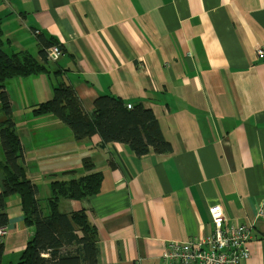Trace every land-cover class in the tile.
Instances as JSON below:
<instances>
[{"label": "crops", "instance_id": "crops-1", "mask_svg": "<svg viewBox=\"0 0 264 264\" xmlns=\"http://www.w3.org/2000/svg\"><path fill=\"white\" fill-rule=\"evenodd\" d=\"M0 27L4 54L45 68L4 84L36 198H49L54 180L102 174L96 196L59 202L63 213L86 210L100 264H168L166 244L208 236L217 205L227 224H253L245 264H264V58L255 55L264 47V0H0ZM37 37L58 44L59 58L44 63ZM60 84L85 113L101 96L140 103L171 152L136 158L96 135L75 141L54 116L33 115ZM5 212L0 264H16L33 229L18 196Z\"/></svg>", "mask_w": 264, "mask_h": 264}, {"label": "trees", "instance_id": "trees-1", "mask_svg": "<svg viewBox=\"0 0 264 264\" xmlns=\"http://www.w3.org/2000/svg\"><path fill=\"white\" fill-rule=\"evenodd\" d=\"M37 38L42 48L39 56L47 63V50L51 47L60 50V46L54 41ZM44 71V66L27 54L6 55L0 50V112L5 117L0 122V226L8 223L6 199L16 195L20 200L23 223L33 229L16 264H100L97 231L86 210L63 213L59 210V202L61 199L82 202L96 196L102 174L95 172L68 181L54 180L50 183L51 196L39 201L36 187L28 180L21 163L22 147L11 119L4 84L13 78H25ZM126 105L118 97L101 96L93 101L91 112L85 113L72 87L60 84L53 89L51 99L37 104L32 113L54 116L70 128L75 141L96 135L101 146L122 144L136 158L150 153L169 154L171 146L164 140L152 112L140 103L129 109ZM82 166L89 171L93 164L89 158H84ZM3 251L0 241V261Z\"/></svg>", "mask_w": 264, "mask_h": 264}, {"label": "built area", "instance_id": "built-area-1", "mask_svg": "<svg viewBox=\"0 0 264 264\" xmlns=\"http://www.w3.org/2000/svg\"><path fill=\"white\" fill-rule=\"evenodd\" d=\"M37 33V32H36ZM61 55L57 47L47 50V59L55 61ZM258 59L264 58V47L255 52ZM126 107L131 108L130 104ZM212 232L203 238L188 242H168L162 258L168 264H245L251 253L253 224H227L228 219L219 205L208 209ZM258 219H264V208L257 212ZM8 233L6 226H0V238Z\"/></svg>", "mask_w": 264, "mask_h": 264}, {"label": "rangeland", "instance_id": "rangeland-1", "mask_svg": "<svg viewBox=\"0 0 264 264\" xmlns=\"http://www.w3.org/2000/svg\"><path fill=\"white\" fill-rule=\"evenodd\" d=\"M3 39H4V37H3ZM3 115V114H2ZM4 117V116H3Z\"/></svg>", "mask_w": 264, "mask_h": 264}]
</instances>
